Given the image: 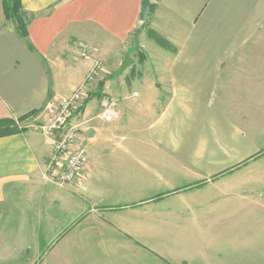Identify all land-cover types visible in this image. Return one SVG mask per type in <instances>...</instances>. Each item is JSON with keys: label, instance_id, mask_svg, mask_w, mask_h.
<instances>
[{"label": "crops", "instance_id": "1", "mask_svg": "<svg viewBox=\"0 0 264 264\" xmlns=\"http://www.w3.org/2000/svg\"><path fill=\"white\" fill-rule=\"evenodd\" d=\"M142 1L21 0L25 36L0 1V119L26 122L0 137V264H264V211L243 216L237 198L211 215L225 198L185 192L209 184L189 173L214 183L264 147L223 123L237 111L264 119V0H150L137 36ZM80 43L97 51L85 58ZM95 57L104 78L73 117L91 164L60 186L53 138L30 126L50 120ZM103 94L120 101L114 121ZM226 151L238 161L226 166Z\"/></svg>", "mask_w": 264, "mask_h": 264}, {"label": "built area", "instance_id": "2", "mask_svg": "<svg viewBox=\"0 0 264 264\" xmlns=\"http://www.w3.org/2000/svg\"><path fill=\"white\" fill-rule=\"evenodd\" d=\"M81 54L90 58L97 48L87 43H80ZM93 57V56H92ZM104 62L95 57L94 64L86 79L73 94L60 99L46 123H35L30 127L49 134L53 138L52 154L48 164V175L60 186H66L81 180L91 164L90 155L84 145L83 132L74 122L73 117L86 105L88 99L98 89L103 80ZM102 118L111 122L119 114L117 101L103 94L100 99Z\"/></svg>", "mask_w": 264, "mask_h": 264}, {"label": "rangeland", "instance_id": "3", "mask_svg": "<svg viewBox=\"0 0 264 264\" xmlns=\"http://www.w3.org/2000/svg\"><path fill=\"white\" fill-rule=\"evenodd\" d=\"M2 2L3 6V0H0ZM152 37V36H151ZM153 38V37H152ZM154 39V38H153ZM117 101V105L119 106V102ZM164 111L163 110H155L150 111V113L161 115ZM238 115L242 114V116L235 117L233 119L226 118L223 123L226 122L225 128L228 125L227 121H232L235 123H238V125L242 128V130L247 131L249 134L251 130L256 132L258 135H264V119L257 118V117H247L244 114H249L250 111H237ZM257 113L258 111H254L253 113ZM135 117H137L135 115ZM16 123L19 126H25L26 122L23 120H16ZM245 133V132H244ZM229 134H220V138H226ZM211 136V135H210ZM212 139V137H211ZM213 143L211 142V151L213 150ZM226 158H225V165L228 166L232 163H236L238 161V158L235 159L231 157V153L229 151H226ZM214 158L211 159V166L210 168L213 169L216 164H214ZM223 160V159H220ZM243 161L238 169L231 170V173H227L223 178L218 179L214 181V183H211L213 181L210 179V176L212 175V172L207 174H200V173H189L188 174V181L195 182L199 179H204L209 177L208 185H201V184H195L194 188L188 189L185 192L192 193L193 196L190 197H196L198 194L203 193L202 195H206L208 193L210 197V201L217 200L218 198H225V205L224 206H214L210 205V214H225L228 215L233 212V208L235 207L234 199H238V202L240 203L238 207V211L243 216H249V215H255L254 213H258L261 210L264 211V206H252V201H260L261 199H264V147H261V149L258 151L257 154H255L252 157L243 158ZM217 163V162H215ZM130 165V163H129ZM195 169V167H193ZM204 177V178H202ZM182 182V181H179ZM184 183V182H183ZM203 186V187H202ZM203 190V191H201ZM237 193V194H236ZM236 194L237 196H235ZM240 194V195H239ZM240 196V197H239ZM223 212V213H222Z\"/></svg>", "mask_w": 264, "mask_h": 264}, {"label": "trees", "instance_id": "4", "mask_svg": "<svg viewBox=\"0 0 264 264\" xmlns=\"http://www.w3.org/2000/svg\"><path fill=\"white\" fill-rule=\"evenodd\" d=\"M3 10L6 19L14 22L21 35L25 36L27 34V22L22 12L21 0H3ZM152 37L161 46L170 47L169 43L159 35L152 33ZM19 120H23V118ZM21 130H24V128L19 126L16 120L12 118L0 119V137L8 136Z\"/></svg>", "mask_w": 264, "mask_h": 264}, {"label": "water", "instance_id": "5", "mask_svg": "<svg viewBox=\"0 0 264 264\" xmlns=\"http://www.w3.org/2000/svg\"><path fill=\"white\" fill-rule=\"evenodd\" d=\"M149 8H150V0H143L141 4V13H140V19H141V27L136 30V35L139 36L141 31L147 26L148 20H149ZM133 63L131 59H125L123 60L121 67L119 69V73H122L128 66H130Z\"/></svg>", "mask_w": 264, "mask_h": 264}]
</instances>
